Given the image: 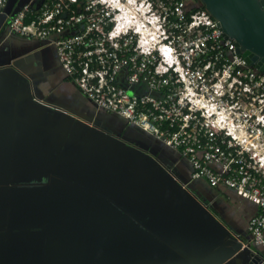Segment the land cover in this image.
Wrapping results in <instances>:
<instances>
[{
    "label": "built area",
    "instance_id": "built-area-1",
    "mask_svg": "<svg viewBox=\"0 0 264 264\" xmlns=\"http://www.w3.org/2000/svg\"><path fill=\"white\" fill-rule=\"evenodd\" d=\"M38 1L11 32L55 46L84 95L178 151L193 179L255 203L249 241L264 264V73L198 0ZM129 5L146 20H128Z\"/></svg>",
    "mask_w": 264,
    "mask_h": 264
},
{
    "label": "crops",
    "instance_id": "crops-1",
    "mask_svg": "<svg viewBox=\"0 0 264 264\" xmlns=\"http://www.w3.org/2000/svg\"><path fill=\"white\" fill-rule=\"evenodd\" d=\"M25 4L7 0L0 11V264H56L59 249L84 247L86 217L114 213L102 201L118 198L146 211V202L153 206L149 200L177 189L181 201L186 196L201 209L196 212L207 226L213 223L210 236L229 232L249 239V223L260 212L255 203L223 185L193 179L192 164L178 151L84 95L55 46L11 32L10 21ZM135 155L138 167L157 171V184L120 182L118 173L102 170L104 161L128 167ZM45 185L47 205L44 191L34 188ZM64 200L79 206L67 201L59 209L57 202ZM59 223L68 241H53ZM81 260L74 254L67 262Z\"/></svg>",
    "mask_w": 264,
    "mask_h": 264
},
{
    "label": "water",
    "instance_id": "water-1",
    "mask_svg": "<svg viewBox=\"0 0 264 264\" xmlns=\"http://www.w3.org/2000/svg\"><path fill=\"white\" fill-rule=\"evenodd\" d=\"M199 1L218 21L225 38L235 42L238 53L246 62L264 73V0ZM137 160V155L132 156V160H129L132 164H128V167L120 162L109 165V161H104L102 170L105 174L115 171L120 182L135 179L136 184L144 182L142 180L157 184V171L149 172L146 167H138ZM34 188L44 191L47 200L41 202L47 205L50 185ZM179 190L168 191V196L162 193L160 197L150 196L152 199L149 201L153 206L146 202V211L137 203L136 207L129 208L118 198L115 203L102 201L114 213L86 217L89 229L86 236H82L85 248L72 246L59 249L56 253L61 255L60 262L56 264H71L67 261L69 255L74 254L83 258L75 264H262V258L253 251L250 239L242 240L229 232L215 238L210 236L213 223L209 222L207 226L201 212H196L201 209L192 207L186 196L181 201ZM85 192L90 197L93 194L91 191ZM117 194L122 195V192L117 191ZM67 201L71 207L78 203ZM67 201L57 202L56 205L62 209L68 205ZM91 203H85L86 209H90ZM203 228L204 231L200 232ZM64 231L62 223H59L53 241H68L69 234ZM40 235H44V232L41 231Z\"/></svg>",
    "mask_w": 264,
    "mask_h": 264
},
{
    "label": "trees",
    "instance_id": "trees-1",
    "mask_svg": "<svg viewBox=\"0 0 264 264\" xmlns=\"http://www.w3.org/2000/svg\"><path fill=\"white\" fill-rule=\"evenodd\" d=\"M81 1L82 0H80V2L78 3V4H76V5H74L73 7H74V9L75 10H80V9H82V7H81V5H80V3H81ZM28 3H32V5H33V9H34V11L35 12H38L39 11V8H40V5H39V1L37 0H27V4ZM200 8H203V9H205L202 5H201V3H200V1L198 0V5H197V9H200Z\"/></svg>",
    "mask_w": 264,
    "mask_h": 264
},
{
    "label": "rangeland",
    "instance_id": "rangeland-1",
    "mask_svg": "<svg viewBox=\"0 0 264 264\" xmlns=\"http://www.w3.org/2000/svg\"><path fill=\"white\" fill-rule=\"evenodd\" d=\"M142 0H139L138 2L140 3ZM127 3V1L126 0H124V2H123V4H126ZM132 7V9H133V11H135L136 12V14H134V16H137L134 20H138V19H141V20H146V17L141 13V11L139 10V8L136 6V8H135V5H134V7H133V5L131 6ZM145 10H146V3H145ZM137 11H136V10ZM137 13H139V14H137ZM132 20V19H131Z\"/></svg>",
    "mask_w": 264,
    "mask_h": 264
},
{
    "label": "bare ground",
    "instance_id": "bare-ground-1",
    "mask_svg": "<svg viewBox=\"0 0 264 264\" xmlns=\"http://www.w3.org/2000/svg\"><path fill=\"white\" fill-rule=\"evenodd\" d=\"M134 7V6H133ZM135 8H136V6H135ZM131 6L129 5V7L128 6H126L125 7V11L127 12V17H128V20H134L137 16H134V14H136V12L135 11H133V9H132V11H131ZM136 10V9H135ZM137 11V10H136ZM137 14H139V13H137ZM142 19V18H141ZM141 19H138V20H141Z\"/></svg>",
    "mask_w": 264,
    "mask_h": 264
}]
</instances>
